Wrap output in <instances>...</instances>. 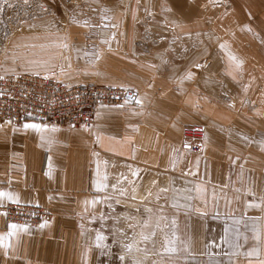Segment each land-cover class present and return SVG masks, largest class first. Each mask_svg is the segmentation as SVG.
I'll return each mask as SVG.
<instances>
[{
  "label": "crops",
  "instance_id": "crops-1",
  "mask_svg": "<svg viewBox=\"0 0 264 264\" xmlns=\"http://www.w3.org/2000/svg\"><path fill=\"white\" fill-rule=\"evenodd\" d=\"M164 5L104 18L116 65L101 82L136 90L139 108L100 107L88 128L0 122V205L50 212L38 226L0 214V264H106L114 229L116 244L147 246V264L156 245L164 264H264V0ZM196 123L200 154L182 135Z\"/></svg>",
  "mask_w": 264,
  "mask_h": 264
},
{
  "label": "rangeland",
  "instance_id": "rangeland-1",
  "mask_svg": "<svg viewBox=\"0 0 264 264\" xmlns=\"http://www.w3.org/2000/svg\"><path fill=\"white\" fill-rule=\"evenodd\" d=\"M135 2L136 0H58V2L56 0H12L11 2H0V73H43L71 85L94 84L115 87L101 82L103 72L115 70L116 65L115 63L112 68L107 69L110 63L106 58L111 56L109 59L114 60V54L105 56L106 54L101 51L102 41L110 38L111 28L114 27V24L104 18L115 12L135 13L142 17H145L147 13L169 12L164 5L169 0H137L139 3L136 4ZM154 2L155 10H153ZM142 23H147V20L141 22V25ZM138 40L144 44L151 42L148 37ZM184 147L188 149L187 146ZM188 151L193 154L201 153L192 152L190 149ZM128 200L129 202L119 201L117 204L131 205L132 200ZM148 201L142 194L135 196V204L139 202L148 204ZM112 203L116 204L115 201ZM129 217L128 214V219H125V225L128 228L124 230L121 224V230L118 232L131 239ZM109 220L108 226L113 227L116 223L115 214H112ZM116 234L115 229L105 233L107 242L103 244V251L106 254V264H147L143 251L147 246L116 244ZM167 248L169 246H155L157 252L155 264H164L158 256Z\"/></svg>",
  "mask_w": 264,
  "mask_h": 264
},
{
  "label": "built area",
  "instance_id": "built-area-1",
  "mask_svg": "<svg viewBox=\"0 0 264 264\" xmlns=\"http://www.w3.org/2000/svg\"><path fill=\"white\" fill-rule=\"evenodd\" d=\"M0 77V122L12 125L34 119L48 124L88 128L94 124L95 111L99 107L137 109L141 106L138 93L129 88L71 85L43 73H15ZM205 128L200 123L184 127L185 146L192 152H202ZM0 214L7 222L33 226L40 225L50 216L45 207L19 203L0 205Z\"/></svg>",
  "mask_w": 264,
  "mask_h": 264
},
{
  "label": "snow or ice",
  "instance_id": "snow-or-ice-1",
  "mask_svg": "<svg viewBox=\"0 0 264 264\" xmlns=\"http://www.w3.org/2000/svg\"><path fill=\"white\" fill-rule=\"evenodd\" d=\"M0 79H2V77H0ZM26 127H37L36 125H26ZM3 195H5V193H3V192H0V196H3ZM11 227H16V225H12Z\"/></svg>",
  "mask_w": 264,
  "mask_h": 264
}]
</instances>
